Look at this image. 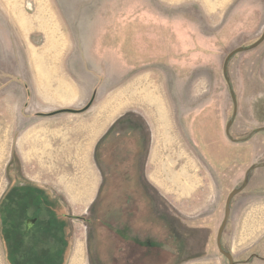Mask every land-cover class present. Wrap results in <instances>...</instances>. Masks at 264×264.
I'll list each match as a JSON object with an SVG mask.
<instances>
[{"label":"rangeland","instance_id":"rangeland-1","mask_svg":"<svg viewBox=\"0 0 264 264\" xmlns=\"http://www.w3.org/2000/svg\"><path fill=\"white\" fill-rule=\"evenodd\" d=\"M57 3L76 44L72 71L95 72L98 100L131 84L140 95L154 91L161 103V128L169 121L177 137L171 150L200 154L209 159L210 168L213 162L218 169L214 182L210 179L219 195L224 191V213L232 209L231 221L226 216L224 225L219 210L207 247L200 233L188 239L155 240L173 253L166 264H264V232L240 239L247 232L251 202L264 201V0ZM26 5L29 13L36 12L32 2ZM24 49L22 32L13 31L0 16V86L8 77L2 70L23 76ZM2 156L0 201L18 177L8 173L16 167L9 152ZM29 196L24 194L27 200ZM3 203L1 213L9 209ZM94 221L77 226L83 250H89L94 228L97 233L108 231L104 221ZM2 232L0 222V264H11ZM106 234L104 241L92 235L93 255L84 252V264H108ZM109 245L113 253L112 240ZM71 254L69 250L67 260Z\"/></svg>","mask_w":264,"mask_h":264},{"label":"crops","instance_id":"crops-1","mask_svg":"<svg viewBox=\"0 0 264 264\" xmlns=\"http://www.w3.org/2000/svg\"><path fill=\"white\" fill-rule=\"evenodd\" d=\"M27 2L36 12L27 11ZM0 16L22 32L25 45L23 76L2 70L8 77L0 86V154L4 159L9 152L16 167L8 173L18 177L1 201L15 184L31 185L47 196L71 229L62 264H84L82 254L93 255V234L104 241L108 233V264L111 232L152 247H162L155 240L200 233L207 247L219 210L224 223L226 216L231 221L232 209L224 213V191L219 195L211 182L218 171L213 162L210 168L207 157L171 150L177 137L169 121L161 128V103L154 91L140 95L131 84L98 100L95 72L72 71L76 44L57 0H0ZM250 207L241 240L264 232V201ZM74 219L81 222L73 225ZM92 221H104L108 231L94 228L89 250H83L77 247L82 238L76 229Z\"/></svg>","mask_w":264,"mask_h":264},{"label":"flooded vegetation","instance_id":"flooded-vegetation-1","mask_svg":"<svg viewBox=\"0 0 264 264\" xmlns=\"http://www.w3.org/2000/svg\"><path fill=\"white\" fill-rule=\"evenodd\" d=\"M24 194H30L31 199H25ZM5 202L9 209L0 213V222L9 262L62 264L68 226L57 208L49 206L47 196L31 185L15 184Z\"/></svg>","mask_w":264,"mask_h":264},{"label":"trees","instance_id":"trees-1","mask_svg":"<svg viewBox=\"0 0 264 264\" xmlns=\"http://www.w3.org/2000/svg\"><path fill=\"white\" fill-rule=\"evenodd\" d=\"M113 226L117 229L120 228L119 225ZM110 230L114 229L110 228ZM111 234L115 248L112 253V264H166L172 257L173 253L163 247H152L133 240H123L119 236V232L115 234L111 232Z\"/></svg>","mask_w":264,"mask_h":264},{"label":"bare ground","instance_id":"bare-ground-1","mask_svg":"<svg viewBox=\"0 0 264 264\" xmlns=\"http://www.w3.org/2000/svg\"><path fill=\"white\" fill-rule=\"evenodd\" d=\"M78 236H79V235H78ZM78 238L80 239V237H78ZM79 243H80V241L78 240V247L80 246ZM81 249H82V248H81Z\"/></svg>","mask_w":264,"mask_h":264},{"label":"water","instance_id":"water-1","mask_svg":"<svg viewBox=\"0 0 264 264\" xmlns=\"http://www.w3.org/2000/svg\"><path fill=\"white\" fill-rule=\"evenodd\" d=\"M223 229H224V228H223ZM223 229H221L220 235L222 234V232H223Z\"/></svg>","mask_w":264,"mask_h":264},{"label":"built area","instance_id":"built-area-1","mask_svg":"<svg viewBox=\"0 0 264 264\" xmlns=\"http://www.w3.org/2000/svg\"><path fill=\"white\" fill-rule=\"evenodd\" d=\"M29 5V4H28Z\"/></svg>","mask_w":264,"mask_h":264}]
</instances>
